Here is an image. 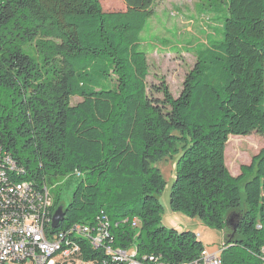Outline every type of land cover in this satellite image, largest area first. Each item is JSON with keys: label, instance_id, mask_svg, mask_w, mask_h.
I'll return each mask as SVG.
<instances>
[{"label": "trees", "instance_id": "trees-1", "mask_svg": "<svg viewBox=\"0 0 264 264\" xmlns=\"http://www.w3.org/2000/svg\"><path fill=\"white\" fill-rule=\"evenodd\" d=\"M154 1L106 10L100 0H0V145L24 170L17 181L47 190L51 213L64 207L49 233L91 229L68 236L65 264H111L92 243L100 233L113 251L136 248L140 259H197L205 248L197 233L163 224L157 163L174 156L171 209L232 230L224 264H260L264 147L237 176L226 149L232 136L264 137V0H227L222 40L197 53L178 97L164 77L148 84L140 46ZM73 177L65 205L49 185Z\"/></svg>", "mask_w": 264, "mask_h": 264}, {"label": "rangeland", "instance_id": "rangeland-1", "mask_svg": "<svg viewBox=\"0 0 264 264\" xmlns=\"http://www.w3.org/2000/svg\"><path fill=\"white\" fill-rule=\"evenodd\" d=\"M106 10L124 8L121 0H100ZM227 0H155L153 15L146 21L140 48L148 53L150 75L148 84H159L164 77L175 97L182 91L183 80L194 66L197 53L223 37V22L227 16ZM81 99L74 97L73 104ZM264 147L259 133L232 136L226 149V163L232 175L241 173L243 165ZM178 156L157 163L166 185L159 195L164 207L163 224L168 228L200 233V241L210 253H222L232 230H220L205 225L198 217L191 218L171 209V189L176 176ZM79 179L62 178L49 185L55 193L61 191L67 205ZM184 220V221H183Z\"/></svg>", "mask_w": 264, "mask_h": 264}, {"label": "built area", "instance_id": "built-area-1", "mask_svg": "<svg viewBox=\"0 0 264 264\" xmlns=\"http://www.w3.org/2000/svg\"><path fill=\"white\" fill-rule=\"evenodd\" d=\"M22 172L0 145V264H65L73 253L68 236L74 232L89 237L91 229L78 225L66 232L49 233L53 221L52 198L47 190L38 191L28 181H17L15 175ZM106 237L107 234L100 233L92 237V243L96 247L105 246L107 254L112 256L111 264H168L154 255L140 259L136 248L113 251L104 245ZM176 264L224 263L220 253H210L204 248L194 261ZM260 264H264V255Z\"/></svg>", "mask_w": 264, "mask_h": 264}, {"label": "water", "instance_id": "water-1", "mask_svg": "<svg viewBox=\"0 0 264 264\" xmlns=\"http://www.w3.org/2000/svg\"><path fill=\"white\" fill-rule=\"evenodd\" d=\"M65 217L64 207L60 206L53 214L52 228L56 229L59 227L61 221ZM235 216H229L227 219V226L233 228L236 231V225H234Z\"/></svg>", "mask_w": 264, "mask_h": 264}, {"label": "crops", "instance_id": "crops-1", "mask_svg": "<svg viewBox=\"0 0 264 264\" xmlns=\"http://www.w3.org/2000/svg\"><path fill=\"white\" fill-rule=\"evenodd\" d=\"M184 221V220H183Z\"/></svg>", "mask_w": 264, "mask_h": 264}]
</instances>
